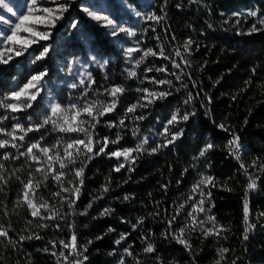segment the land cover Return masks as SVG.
<instances>
[{
	"label": "trees",
	"instance_id": "trees-1",
	"mask_svg": "<svg viewBox=\"0 0 264 264\" xmlns=\"http://www.w3.org/2000/svg\"><path fill=\"white\" fill-rule=\"evenodd\" d=\"M126 1L135 6V15L118 7L110 14L132 36H111L83 11L88 0H71L44 45L0 63V101L5 103L32 76L45 73L31 107L13 112L0 106V139L9 141L0 148V230L7 232L0 236V264H264V25L258 22L264 19V0ZM149 13L162 19H144ZM45 47L49 51L36 59ZM128 48L137 51L129 55ZM149 49L157 55L137 64ZM132 71L135 76L128 75ZM114 87L122 89L115 98L110 95ZM143 89L167 95L149 96V104ZM113 99L115 109L98 123L79 118L87 121L83 127L93 151L79 146L78 155L73 150L75 163L65 169L39 149L32 153L37 160L22 153L38 143L51 149L48 155L63 156L67 143L86 140L84 133L61 132L49 123L26 135L16 131L17 137L24 135L22 141L6 135L17 124L35 129L56 104L68 110L85 101L100 105ZM133 104L135 111L128 112ZM173 115L178 120L168 124ZM234 137L238 147L229 143ZM141 144L144 150L138 151ZM126 150L128 159L111 155ZM49 163L55 172L45 180L36 169L47 170ZM60 171L58 182L53 175ZM206 176L211 183L193 191ZM29 179L34 188L29 198L49 206L37 217L23 199ZM252 181L256 186L249 189ZM201 199L204 211L194 213L193 224L189 213ZM53 213L54 219H46ZM209 216L222 229L219 235L205 234L213 228ZM182 228L189 247L174 238ZM73 235L75 249L64 247ZM149 245L153 252L145 251ZM220 249L228 250L223 258Z\"/></svg>",
	"mask_w": 264,
	"mask_h": 264
},
{
	"label": "snow or ice",
	"instance_id": "snow-or-ice-1",
	"mask_svg": "<svg viewBox=\"0 0 264 264\" xmlns=\"http://www.w3.org/2000/svg\"><path fill=\"white\" fill-rule=\"evenodd\" d=\"M0 6H3L5 8L8 7L7 4L3 3V0H0ZM68 8V4L64 3V4H60L57 9L53 10L52 8H38V0H31V4L28 5V15H23L21 14L19 16V22L15 23V26L12 27L10 29V33L11 34H4V33H0V36H3V43L6 45L4 51L0 52V63H7L6 60L3 59L4 57V53L5 52H12L15 48L16 45H19V48L15 50V54L17 56L22 55L23 52L33 43H36L37 40H43V39H47L48 38V33L46 32H38V31H34L31 27H29L28 25L35 19H37L36 17L33 16V13L36 11H40L44 14H46V16H42L39 17V21L41 23H47L48 25L54 27L55 26V21L58 20L60 18V15L64 12L67 11ZM8 11L11 12L12 9L8 8ZM90 16H92L95 20L97 21H104L106 23L107 26H109L112 29L111 34L113 36L118 35V33H125L129 36L134 35V32L131 31L128 28L125 27H118L115 22L111 19H109L107 16H98L95 15V13L89 12L88 13ZM137 15H139V13H137ZM250 15H256V13H250ZM144 19L146 20H154L159 22L162 17L156 16L155 13H149L146 17H144ZM261 25H264V19H261L258 21ZM5 23H7V21H5ZM73 27H75V24L72 25ZM251 31H256L255 25H253V28L251 29ZM21 32H27L29 33L31 36L35 37V39H28V38H23L20 36ZM191 41H188V44H190ZM188 44L185 45V48L187 49ZM49 51L48 47H45L43 49V52L40 54V56L36 57V59H42L44 57V55ZM134 51H137V49L135 48H128L127 49V54L131 55V53H133ZM161 56H163V49H161L160 53ZM177 55H180L179 51H177L176 53ZM148 55H157L156 52H153L151 49L147 50L144 52L143 57H141V60L137 61V64L141 63L143 61V59L145 57H147ZM165 59H167L168 57H164ZM9 59H11V56H9ZM176 67H179V65H175ZM164 69H157V71H163ZM149 71H151V69H149ZM45 75V73H40L39 75H34L31 77V80L29 81L28 84H26L24 86V88L20 89L19 91H14L11 93V95L7 98L10 100H15V101H21L23 98V103H5L4 101H0V106L6 108V109H10L13 112L16 111H21L23 110L25 107H31V101H34L37 98L38 95V91L39 89H37V84L39 83V81L43 78V76ZM129 76H135L136 73L134 71L129 72L128 73ZM160 83H165V81H160ZM76 85H72V87H75ZM30 89H37L36 92H30ZM122 92V89L119 87H114L111 89L110 91V95L115 98L117 96L118 93ZM143 92L145 93L143 99L147 100V102L150 104L152 103V100L148 99L149 96H152L154 98H163L165 95H167V93L164 92H160V93H149L148 89H143ZM141 107H144L146 105H139ZM116 107V101L115 99H113L110 103L107 104H100L98 105L95 101H85L83 106L78 108L75 104L71 105L70 109L65 110L62 109L61 106L59 104H56L54 106L51 107V115L47 116L43 119V122L40 124H37L35 126V129L33 127H29L27 129L23 128L21 125L17 124L12 132H8L6 133V135L11 136L12 140L15 141L16 139L19 140H23L24 139V135L27 134V132H31L33 130H39L40 128L48 125L49 123H51L53 125L54 128L58 129L61 132H81L84 133V136L87 140L85 139H75L72 140L71 142L67 143L64 147V151H63V156H61L59 153H57L55 156H51L48 155V153L51 151V149L49 148H40L39 144H32L30 147H28L27 152L26 153H22V155H30L31 158L33 160H37V157L35 155H32L33 153V149H39L40 152H42L46 157L47 160L49 162L55 160L57 163H59V167L60 169H65L67 168L69 165L75 163V156H74V152L73 150H75V155L79 154V146L83 145L84 149L87 150V152H92L93 151V141L91 139V135L88 131V129L83 127V124L86 123L87 121H83L80 120L79 118L82 115H85L87 117H91L92 120L96 121L97 123L99 122V117L104 116L105 114H107L108 112H111L115 109ZM137 107V104H133L131 107L128 108V112H133L135 111ZM53 117H58L59 120H62V123L58 122L57 119H53ZM143 117H138V119H142ZM183 120H187L188 119V115H183L181 117ZM178 120V117L176 115H173L171 117V119L168 121V124H172L173 122H176ZM121 125L123 124V120L120 121ZM90 127H95V124H90ZM220 127H223V125H221ZM16 131H20L22 133H24V135H21L19 137H17L15 135ZM165 131L167 132V129H165ZM0 132H3V129L0 128ZM175 139V136H173V140ZM147 141H145L146 143ZM108 141L105 140L104 145L99 149V152H104L106 146H107ZM113 143H115V141H113ZM168 143H172V140H169ZM230 145H236V147H238V137H234L232 141L229 142ZM9 141L5 140V139H0V148H5L6 146H8ZM12 147H16L17 145L15 143L11 144ZM162 146H167V145H162ZM55 147V146H54ZM159 147L161 146H157V147H153L151 148V152H156L159 150ZM212 147V145H208L204 150L201 151L200 155L203 156L205 154L206 151H208L210 148ZM138 151L140 150H144V146L143 144L138 146ZM111 155L116 156V157H120V156H124L125 159L129 158V151H124V152H113L111 153ZM7 158V157H5ZM90 158V157H89ZM0 167H2V165H0ZM124 167V165H120L119 167H117L115 170L119 171L120 168ZM243 167V165H242ZM262 170H264V166H262ZM37 172H43L44 175V179L46 180L49 176V174L55 172V170L52 168V164L49 163L48 165V169L47 170H43V169H36ZM82 171L83 169H77L75 171V175L77 177H80L82 175ZM64 175L63 171L60 172H56L53 175V179L56 181H60L61 177ZM0 179H3L2 176H0ZM212 181V177H204L203 179H201L199 181V184L196 185L193 188V191H196L197 188L200 185H205L208 183H211ZM255 181H252L248 187L249 189L255 188ZM36 187H39V182L36 184ZM24 195H23V199L24 201L27 203L28 207L31 209V215L33 217H37L40 215V209L44 208V209H48V204L47 202L37 205L33 202L32 199L29 198V191H34L33 188V181L32 179H29L28 182L26 184H24ZM107 189H105L106 191ZM63 191H68V189H63ZM72 191L78 196L79 193V188H74L72 189ZM54 195L59 196L60 193H54ZM72 203H74V201H69V206L72 205ZM204 201L203 199H201L199 201V203L197 204V206H195L192 210L191 213H189V215L192 217V221L193 224H195L196 222V218L194 213L196 212H203L204 208L202 207ZM89 207H91V205H89ZM56 213H53L52 215L46 217V219H54L55 218ZM174 219V217H173ZM209 221H211L213 223V228H210L206 231V235H210V234H215V235H219L220 231H222L221 228H218L215 224V218L212 216L208 217ZM245 219L247 220V204H245ZM171 223V221L169 222ZM40 226H44V225H40ZM185 229H180L179 234H177L174 238L177 239V241L181 244H184L185 247H189V245L187 244L186 240L183 238V234H184ZM0 236H7V232L4 230H0ZM31 239L33 238L32 236L29 237H21V239ZM35 238L39 239V236H36ZM247 237L245 236V239ZM123 239V237H122ZM75 241H76V237L75 235H73L71 237V245L68 244H64L63 241H61L62 244H64V247H69L71 246L73 249H75L76 245H75ZM117 243H119V241H117ZM55 246V245H53ZM146 252H153L154 248L149 245L146 249ZM220 256L221 258H223L224 253L227 252V249H220ZM125 252H127L129 255H131L130 252H128V249H125ZM55 254V253H53ZM66 259V258H65ZM76 264H82L81 261H76ZM120 264H124V261L121 260ZM217 264H219V261H217Z\"/></svg>",
	"mask_w": 264,
	"mask_h": 264
},
{
	"label": "rangeland",
	"instance_id": "rangeland-1",
	"mask_svg": "<svg viewBox=\"0 0 264 264\" xmlns=\"http://www.w3.org/2000/svg\"><path fill=\"white\" fill-rule=\"evenodd\" d=\"M69 1L71 0H38V8L47 7V8H52L53 10H55L60 4H64V3L68 4ZM114 1H115L116 6L112 5V3L109 2V0H88V3L82 7L87 17L91 19L92 21L98 23L99 26L104 28L106 32H108L111 36H113L111 34L112 29L109 26H107L104 21L102 20L97 21L92 16H90L88 13L92 12V13H95V15L102 16V17L107 16L109 19L113 20L110 12H111V9H113L114 7L116 8L118 7L119 9L130 11L134 15L137 12L135 6L128 3L126 0H114ZM3 3L7 4L8 7L5 8L3 6H0V33L11 34L10 29L15 26V23L19 22V16L21 14L28 15L27 9H28V5L31 4V0H3ZM8 8H11L12 11L9 12ZM33 16L36 17L37 19L33 20L28 26L31 27L34 31L48 33V38L43 39V40H37L36 43L31 44L26 50L32 49L33 47H36V46L44 45V43L48 41L49 36L53 32L54 27L63 18V13L60 15V18L55 21L54 27L48 25L47 23H41L39 21L38 18L42 16H46V14L40 11H36L33 13ZM5 21H7V23H5ZM115 24L118 26L116 22ZM20 36L23 38L35 39V37L31 36L27 32H21ZM5 47L6 45L3 43V36H0V52L4 51ZM18 48H19V45H16L12 52H5L3 59L9 57L10 55L15 54V50ZM39 85H40V81L37 84V89ZM37 89H30L29 91L36 92ZM9 103H23V98L21 101L11 100V102ZM130 156H131V152L129 151V157Z\"/></svg>",
	"mask_w": 264,
	"mask_h": 264
},
{
	"label": "built area",
	"instance_id": "built-area-1",
	"mask_svg": "<svg viewBox=\"0 0 264 264\" xmlns=\"http://www.w3.org/2000/svg\"><path fill=\"white\" fill-rule=\"evenodd\" d=\"M243 147H244V145L241 146V148H243Z\"/></svg>",
	"mask_w": 264,
	"mask_h": 264
}]
</instances>
